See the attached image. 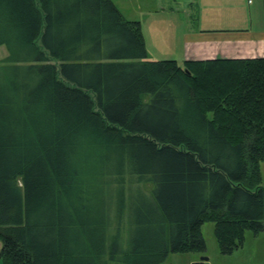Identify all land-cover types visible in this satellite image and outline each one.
Listing matches in <instances>:
<instances>
[{"label":"trees","instance_id":"1","mask_svg":"<svg viewBox=\"0 0 264 264\" xmlns=\"http://www.w3.org/2000/svg\"><path fill=\"white\" fill-rule=\"evenodd\" d=\"M0 47L2 264H162L204 254L205 223L230 256L264 230V59L146 61L111 0H0Z\"/></svg>","mask_w":264,"mask_h":264},{"label":"crops","instance_id":"2","mask_svg":"<svg viewBox=\"0 0 264 264\" xmlns=\"http://www.w3.org/2000/svg\"><path fill=\"white\" fill-rule=\"evenodd\" d=\"M111 1L140 23L146 61L264 59V0Z\"/></svg>","mask_w":264,"mask_h":264},{"label":"rangeland","instance_id":"3","mask_svg":"<svg viewBox=\"0 0 264 264\" xmlns=\"http://www.w3.org/2000/svg\"><path fill=\"white\" fill-rule=\"evenodd\" d=\"M7 57L3 47H0V65ZM149 98L144 97L143 101L148 102ZM262 185H264V163L260 164ZM20 184V183H18ZM142 189L150 194L153 186L151 184L142 185ZM214 225L205 223L201 228L202 236L206 243L204 254H169L162 264H264V230L254 237L251 233H246L244 246L239 251L230 256H221L213 234ZM2 244L0 242V248ZM208 261H203L202 259ZM0 264L2 261L0 260Z\"/></svg>","mask_w":264,"mask_h":264},{"label":"water","instance_id":"4","mask_svg":"<svg viewBox=\"0 0 264 264\" xmlns=\"http://www.w3.org/2000/svg\"><path fill=\"white\" fill-rule=\"evenodd\" d=\"M203 261H206L207 259L205 258V259H202Z\"/></svg>","mask_w":264,"mask_h":264}]
</instances>
